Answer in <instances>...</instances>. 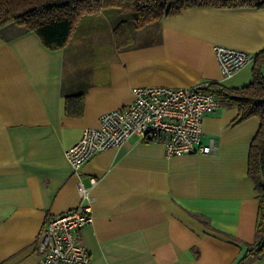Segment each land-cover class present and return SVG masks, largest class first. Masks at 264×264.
I'll use <instances>...</instances> for the list:
<instances>
[{
    "label": "crops",
    "instance_id": "crops-1",
    "mask_svg": "<svg viewBox=\"0 0 264 264\" xmlns=\"http://www.w3.org/2000/svg\"><path fill=\"white\" fill-rule=\"evenodd\" d=\"M120 13L114 22L105 12L81 19L103 30L92 29L94 50L75 53L71 66H85L75 82L65 77L66 47L50 50L15 24L0 29V264H40L48 219L81 202L66 150L104 113L128 106L134 88L238 89L253 81L254 61L224 78L214 47L262 52L264 8L201 5L143 28L130 22L125 47L113 33ZM74 95H83L79 118L66 113ZM237 114L223 105L204 118L210 154L171 157L163 143L133 136L83 167L85 187L98 179L94 223L78 233L91 264H264V253L246 252L258 217L248 157L260 120L234 125Z\"/></svg>",
    "mask_w": 264,
    "mask_h": 264
},
{
    "label": "built area",
    "instance_id": "built-area-1",
    "mask_svg": "<svg viewBox=\"0 0 264 264\" xmlns=\"http://www.w3.org/2000/svg\"><path fill=\"white\" fill-rule=\"evenodd\" d=\"M214 53L224 78L255 60L248 52L226 46L215 45ZM207 85L187 89L136 87L128 106L104 113L99 127L82 132L79 141L65 152L79 179L81 202L75 209L48 219L37 241L40 264H91L92 257L78 240V233L94 223L92 190L98 179L91 177L87 188L81 181V172L96 154L121 148L133 136L163 143L171 157L211 153L210 145L202 144L203 121L222 105L216 96L202 90Z\"/></svg>",
    "mask_w": 264,
    "mask_h": 264
},
{
    "label": "trees",
    "instance_id": "trees-1",
    "mask_svg": "<svg viewBox=\"0 0 264 264\" xmlns=\"http://www.w3.org/2000/svg\"><path fill=\"white\" fill-rule=\"evenodd\" d=\"M201 5L264 8V0H0V29L11 24L21 26L36 33L46 48L62 50L84 16L117 8L130 13L113 30L117 45L125 47L133 39L130 22H134L136 28H143L177 16L186 8ZM254 57L253 81L249 85L225 89L209 83L202 90L216 96L222 106L237 109L234 125L251 118L260 120L248 157V178L259 202L258 217L255 242L246 245L248 255L259 258L264 253V50ZM83 112V95L67 97L68 116L79 118Z\"/></svg>",
    "mask_w": 264,
    "mask_h": 264
},
{
    "label": "rangeland",
    "instance_id": "rangeland-1",
    "mask_svg": "<svg viewBox=\"0 0 264 264\" xmlns=\"http://www.w3.org/2000/svg\"><path fill=\"white\" fill-rule=\"evenodd\" d=\"M120 11L117 8H108L105 10V13L108 14L110 16V19L112 20V22H114V15L117 16V14H119ZM122 14L123 18H127L129 17L130 13L129 12H122L120 13ZM84 20V19H83ZM121 20V19H120ZM119 20V21H120ZM94 27H99L100 29L103 30V23H95V26H92V24H87L86 22H83L82 20L80 21L79 25L77 26L72 39L70 40V42L66 45V69H65V77L67 79L68 82H70L71 80L73 82H75L76 78L75 76L79 75V70L80 69H84L85 66L81 63L76 62L75 66H71L73 64V57L75 55V53H85L86 50H94V48H96V46H98V44H96L94 41V37L92 36V29ZM76 41H79L74 43ZM72 69H74L75 71L73 72Z\"/></svg>",
    "mask_w": 264,
    "mask_h": 264
}]
</instances>
